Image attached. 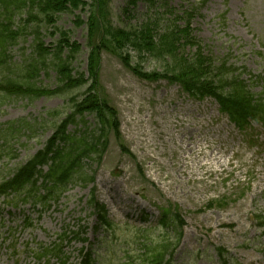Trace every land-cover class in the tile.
<instances>
[{"label": "rangeland", "instance_id": "rangeland-1", "mask_svg": "<svg viewBox=\"0 0 264 264\" xmlns=\"http://www.w3.org/2000/svg\"><path fill=\"white\" fill-rule=\"evenodd\" d=\"M170 1L175 6L183 3L187 8L199 5L190 25L192 36L203 48H212L216 56L228 54L230 64L264 76V0ZM144 11L140 4L138 13L142 15ZM222 15L225 26L221 24ZM71 20L63 16L59 26L73 30L83 40L82 30L75 29ZM139 23L131 20L133 26ZM160 25L165 23L162 21ZM50 42L46 40L47 44ZM31 43L29 37L25 47L29 48ZM55 77V73L42 77L37 86L53 90ZM242 79L248 82L249 78L245 75ZM101 81L119 111L124 139L137 158L135 161L121 155L114 134L109 136L110 147L97 174V187L100 201L107 205L109 219L116 224V232L94 231L96 220L87 208L91 187L76 186L41 218L38 209L30 205L12 211L0 200V264H45L36 261L30 250L36 249L37 244L50 245L64 233L67 234L64 251L71 264H78L77 254L82 245L73 241V233L81 221L88 227L90 242L110 238L98 250L106 253L111 249L107 262L124 264L127 251H134L140 240L138 229L152 228L158 217L157 208L170 204L180 206L190 233L187 246L181 248L174 264H191L186 253L192 250H207L209 257L202 253L201 258L194 259L195 264H218L215 246H224L230 252L229 258L237 263L264 264V229L259 230L253 218L255 214L264 216V153L259 155L250 148L248 139L238 131L233 132L225 118L218 116L212 101L193 102L179 96L176 86L165 83H141L108 57L103 61ZM83 91L77 92L78 95ZM64 101L60 97L13 99L0 108V126L26 120L33 129L30 135L18 130L10 148L17 151L18 158L4 156L0 175L24 163L52 135L48 124L34 121L49 112L63 111ZM88 121L95 127L92 117ZM232 157L240 160L245 169ZM139 165L144 167L141 174ZM249 166L254 167L256 175L251 180L245 175ZM223 198L231 200L228 207L197 213L210 200ZM141 211L150 215L148 223L140 220ZM127 214L132 218H127ZM24 215L40 221L27 229ZM232 225L234 228H229ZM50 264L59 263L52 260Z\"/></svg>", "mask_w": 264, "mask_h": 264}, {"label": "trees", "instance_id": "trees-1", "mask_svg": "<svg viewBox=\"0 0 264 264\" xmlns=\"http://www.w3.org/2000/svg\"><path fill=\"white\" fill-rule=\"evenodd\" d=\"M40 1V3L48 10L52 11L53 13H63V12H70V11H73L75 9H77L79 7V5L81 4V0H38ZM94 26H95V22H94V19L90 18L89 20V29L90 31H93L94 29ZM142 35L143 37H147L148 34H140ZM148 38H150V40H147L145 41V43H148V49H152V47L150 46L149 43H153L152 41V38L151 36H148ZM163 38V41H166L168 44H169V47L172 46V48L176 51L177 50V47H176V43L177 41L173 40V39H170L168 37H162ZM60 54L61 52L59 51L58 53V56H56V59H57V63L54 64L55 68L57 69V72L59 75L62 76V79L63 80H67L69 83H71V79L70 77H67V74L65 72H63V68L65 67L64 64L60 63L62 61V59L60 58ZM201 60H199L198 58L195 60V61H191V62H184L186 64H188L190 66V69H191V73L189 75L190 79H194V78H198V75L196 74V65H194V63L196 61H201L202 62V65L204 66L205 63L203 62H206L207 59L205 58H200ZM63 62V61H62ZM198 65H200V63H198ZM220 71V70H219ZM186 73V70L184 69V74ZM220 76H221V79L223 78V76L221 75L220 73ZM181 78V77H179ZM212 93H215V90H212L211 91ZM237 98H241L240 96H238ZM238 109L240 110H243V106L241 104V101L238 102L237 106H236ZM7 190H10V188L14 187V191H17V192H20L21 189H22V186H19L17 184H13L12 182L10 183H7Z\"/></svg>", "mask_w": 264, "mask_h": 264}]
</instances>
